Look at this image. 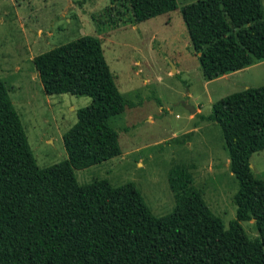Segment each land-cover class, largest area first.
I'll return each mask as SVG.
<instances>
[{"label":"trees","instance_id":"trees-1","mask_svg":"<svg viewBox=\"0 0 264 264\" xmlns=\"http://www.w3.org/2000/svg\"><path fill=\"white\" fill-rule=\"evenodd\" d=\"M124 4L135 21L177 7L176 0ZM181 12L208 80L264 60L260 0H197ZM33 63L47 95L91 102L76 111L75 124L62 136L67 158L41 168L0 80V264H264V184L247 166L249 154L264 147V84L218 100L206 117L220 125L240 183L235 219L225 228L182 166L169 172L176 204L159 217L134 183L79 184L76 171L120 154L106 121L122 112L121 98L92 36L46 51ZM250 219L255 239L241 225Z\"/></svg>","mask_w":264,"mask_h":264},{"label":"rangeland","instance_id":"rangeland-1","mask_svg":"<svg viewBox=\"0 0 264 264\" xmlns=\"http://www.w3.org/2000/svg\"><path fill=\"white\" fill-rule=\"evenodd\" d=\"M196 1L176 0V9L135 21L124 0H0V80L38 166L58 164L67 158L63 134L75 124L76 111L91 99L47 95L33 61L79 37L96 38L121 98L122 112L106 121L116 134L120 154L76 171L78 183H134L159 217L176 204L169 172L184 166L211 212L228 228L235 219L240 183L230 169L220 125L206 117L218 100L262 86L264 60L205 78L181 12ZM260 2L264 19V0ZM186 106L196 112L190 114ZM193 127L196 130L187 135ZM247 164L252 179L264 184V147L252 151ZM241 225L248 238L258 237L254 219Z\"/></svg>","mask_w":264,"mask_h":264},{"label":"crops","instance_id":"crops-1","mask_svg":"<svg viewBox=\"0 0 264 264\" xmlns=\"http://www.w3.org/2000/svg\"><path fill=\"white\" fill-rule=\"evenodd\" d=\"M252 66V65H251ZM251 66H249V67H251ZM248 68V67H247ZM188 106H186V108H187ZM194 108V107H193ZM195 109V108H194ZM189 111V110H188ZM195 112H196V109H195ZM189 113H190V111H189ZM190 114H192V113H190ZM190 118H192L191 116L189 117V119ZM147 120H150V117H148V119ZM196 129H195V127H193L191 130H189L188 131V133H187V135H190L191 134V132L192 131H195ZM182 167H184V166H182ZM186 168V167H185ZM187 169V168H186ZM188 170V169H187ZM171 171V170H170Z\"/></svg>","mask_w":264,"mask_h":264},{"label":"water","instance_id":"water-1","mask_svg":"<svg viewBox=\"0 0 264 264\" xmlns=\"http://www.w3.org/2000/svg\"><path fill=\"white\" fill-rule=\"evenodd\" d=\"M187 109L190 111V113L195 112V109L193 107H191V106H188Z\"/></svg>","mask_w":264,"mask_h":264}]
</instances>
